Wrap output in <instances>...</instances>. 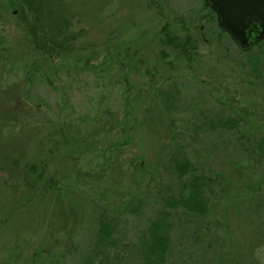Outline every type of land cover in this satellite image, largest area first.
Returning <instances> with one entry per match:
<instances>
[{"label": "rangeland", "instance_id": "obj_1", "mask_svg": "<svg viewBox=\"0 0 264 264\" xmlns=\"http://www.w3.org/2000/svg\"><path fill=\"white\" fill-rule=\"evenodd\" d=\"M209 18L203 0H0V264H142L182 155L209 212H168L163 263L264 264V42Z\"/></svg>", "mask_w": 264, "mask_h": 264}, {"label": "trees", "instance_id": "obj_2", "mask_svg": "<svg viewBox=\"0 0 264 264\" xmlns=\"http://www.w3.org/2000/svg\"><path fill=\"white\" fill-rule=\"evenodd\" d=\"M255 68L254 65L253 71L256 73ZM239 121L238 118L229 117L219 125L235 128L240 124ZM256 151L264 154V135L256 141ZM181 158V160L176 156L173 158V168L178 175L177 178L181 180L179 190L176 194L162 199L163 207L160 209L164 210L160 212L157 220L150 223L147 239H144L139 247L142 264H164L171 242L169 230L172 224L170 223L171 215L168 213L170 210L178 209L200 216H205L209 212L208 198H206L209 183H206L207 180L201 175L191 176L184 180L182 177L190 172L191 163L185 155ZM97 224H99L97 237L103 239V243H111L108 238L112 235V229L108 220L105 217L100 218Z\"/></svg>", "mask_w": 264, "mask_h": 264}, {"label": "water", "instance_id": "obj_3", "mask_svg": "<svg viewBox=\"0 0 264 264\" xmlns=\"http://www.w3.org/2000/svg\"><path fill=\"white\" fill-rule=\"evenodd\" d=\"M215 10L219 26L240 46L264 40V0H206ZM255 32L252 41L245 38Z\"/></svg>", "mask_w": 264, "mask_h": 264}, {"label": "flooded vegetation", "instance_id": "obj_4", "mask_svg": "<svg viewBox=\"0 0 264 264\" xmlns=\"http://www.w3.org/2000/svg\"><path fill=\"white\" fill-rule=\"evenodd\" d=\"M203 4L210 11V18L209 19L215 20V23L218 25L219 29H221L222 32L226 33L229 36V38L231 39L232 37L226 32V30L225 29H222V27L219 26L218 17H217V13L215 12V10L213 8H211V6L206 2V0H203ZM254 35H255V32H252L250 34V36L247 35L245 38H247L248 39V42H250V41H252V39H253L252 37H254ZM231 40L235 44L236 47H241V49H243V50H249L252 47L259 46V45H261L264 42V40H262V41H260L258 43L249 45L247 47H242L236 41H234L233 39H231Z\"/></svg>", "mask_w": 264, "mask_h": 264}]
</instances>
